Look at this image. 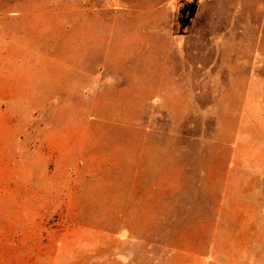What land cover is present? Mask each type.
<instances>
[{
  "label": "rangeland",
  "instance_id": "374dc122",
  "mask_svg": "<svg viewBox=\"0 0 264 264\" xmlns=\"http://www.w3.org/2000/svg\"><path fill=\"white\" fill-rule=\"evenodd\" d=\"M0 264H264V0H0Z\"/></svg>",
  "mask_w": 264,
  "mask_h": 264
},
{
  "label": "trees",
  "instance_id": "16d2710c",
  "mask_svg": "<svg viewBox=\"0 0 264 264\" xmlns=\"http://www.w3.org/2000/svg\"><path fill=\"white\" fill-rule=\"evenodd\" d=\"M190 9H189V16L187 17V18H185V19H181V21H180V24H181V29H184L186 26H187V23L189 22V20L191 19V17H192V14L194 13V7H189ZM184 10H182V12H183Z\"/></svg>",
  "mask_w": 264,
  "mask_h": 264
}]
</instances>
